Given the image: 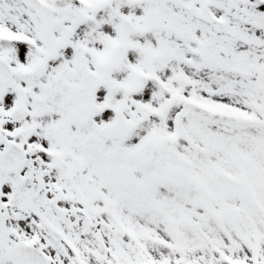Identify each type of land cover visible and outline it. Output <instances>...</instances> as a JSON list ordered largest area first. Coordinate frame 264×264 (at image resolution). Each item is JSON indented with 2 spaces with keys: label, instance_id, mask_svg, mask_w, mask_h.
<instances>
[{
  "label": "snow or ice",
  "instance_id": "6c2138e0",
  "mask_svg": "<svg viewBox=\"0 0 264 264\" xmlns=\"http://www.w3.org/2000/svg\"><path fill=\"white\" fill-rule=\"evenodd\" d=\"M0 264H264V0H0Z\"/></svg>",
  "mask_w": 264,
  "mask_h": 264
}]
</instances>
